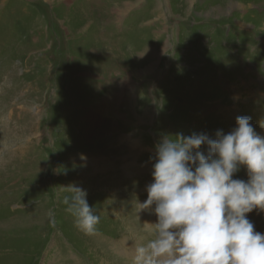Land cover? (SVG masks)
<instances>
[{"label":"rangeland","instance_id":"1","mask_svg":"<svg viewBox=\"0 0 264 264\" xmlns=\"http://www.w3.org/2000/svg\"><path fill=\"white\" fill-rule=\"evenodd\" d=\"M257 39L264 0H0V264H133L162 138L215 139L239 116L264 136ZM69 185L98 234L74 226ZM247 216L264 233V212Z\"/></svg>","mask_w":264,"mask_h":264},{"label":"clouds","instance_id":"2","mask_svg":"<svg viewBox=\"0 0 264 264\" xmlns=\"http://www.w3.org/2000/svg\"><path fill=\"white\" fill-rule=\"evenodd\" d=\"M241 166L246 181L233 178ZM152 181L138 211L155 205L157 219L148 224L151 238L135 248L133 264H264V233L247 216L264 212V136L250 117H237L235 127L218 130L215 139L205 133L165 136L156 145ZM66 189L74 226L86 236L98 234L100 217L87 191Z\"/></svg>","mask_w":264,"mask_h":264},{"label":"bare ground","instance_id":"3","mask_svg":"<svg viewBox=\"0 0 264 264\" xmlns=\"http://www.w3.org/2000/svg\"><path fill=\"white\" fill-rule=\"evenodd\" d=\"M112 193H110V194H108V195H111ZM112 198V197H111ZM115 214V213H114ZM114 217V216H113ZM118 217V216H117ZM119 229V228H118ZM127 229V228H126ZM125 229V230H126ZM121 230H123V229H121ZM127 231V234L126 235H121V240H119L120 241V244H121V248H122V246L124 245V246H127V247H129L130 249H132L133 248V244H135L136 243V240H137V237H135V236H133L132 235V233H134V232H132V231H130V229H129V227H128V229L126 230ZM120 233H121V231H120ZM124 233V232H123ZM119 235V234H118ZM130 235H132V236H130ZM128 236H130V238L128 237ZM116 246H118V245H116ZM123 246V247H124ZM120 248V249H121ZM116 249H119V248H116ZM104 254H106V255H109L108 253H104ZM103 260H105V261H107L106 263L107 264H110V263H112V264H114L113 262H112V256H110V258H109V256H103Z\"/></svg>","mask_w":264,"mask_h":264},{"label":"crops","instance_id":"4","mask_svg":"<svg viewBox=\"0 0 264 264\" xmlns=\"http://www.w3.org/2000/svg\"><path fill=\"white\" fill-rule=\"evenodd\" d=\"M257 40H258V45H259L258 48L264 47V42L259 40V39H257ZM240 46L243 47V43ZM260 51H261L260 53L264 56V49H263V51L262 50H260Z\"/></svg>","mask_w":264,"mask_h":264}]
</instances>
